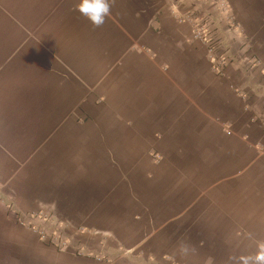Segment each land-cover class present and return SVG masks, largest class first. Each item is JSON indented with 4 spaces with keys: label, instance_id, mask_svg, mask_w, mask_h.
Returning <instances> with one entry per match:
<instances>
[{
    "label": "crops",
    "instance_id": "1",
    "mask_svg": "<svg viewBox=\"0 0 264 264\" xmlns=\"http://www.w3.org/2000/svg\"><path fill=\"white\" fill-rule=\"evenodd\" d=\"M217 1L222 76L193 0H0V264H264V0Z\"/></svg>",
    "mask_w": 264,
    "mask_h": 264
},
{
    "label": "rangeland",
    "instance_id": "2",
    "mask_svg": "<svg viewBox=\"0 0 264 264\" xmlns=\"http://www.w3.org/2000/svg\"><path fill=\"white\" fill-rule=\"evenodd\" d=\"M180 5H184L183 3L186 0H178ZM194 2V10L188 13H182V8H180L178 16L181 20H187L192 26L193 30L196 28L197 30H201L206 33L209 38L212 39L214 44L217 45V31L216 22L218 21L217 16L225 15V13L219 12V8L217 6V0H193ZM183 6V7H184ZM218 16V17H219ZM220 16V17H221ZM219 51V50H218ZM217 51V53H218Z\"/></svg>",
    "mask_w": 264,
    "mask_h": 264
},
{
    "label": "built area",
    "instance_id": "3",
    "mask_svg": "<svg viewBox=\"0 0 264 264\" xmlns=\"http://www.w3.org/2000/svg\"><path fill=\"white\" fill-rule=\"evenodd\" d=\"M194 37L196 40H200L205 43L209 50V59L212 63V70L216 72L219 76L223 75V72L227 66V61L223 56H218L217 51L219 50L218 47L214 44L212 39H210L206 33L202 32L201 30H197L194 28ZM38 236L42 240H46L50 237L47 231H35ZM54 239V237H52ZM67 242L63 241L62 239H58V247L65 248L67 246Z\"/></svg>",
    "mask_w": 264,
    "mask_h": 264
},
{
    "label": "clouds",
    "instance_id": "4",
    "mask_svg": "<svg viewBox=\"0 0 264 264\" xmlns=\"http://www.w3.org/2000/svg\"><path fill=\"white\" fill-rule=\"evenodd\" d=\"M77 10L97 27L103 24L110 11L107 0H79Z\"/></svg>",
    "mask_w": 264,
    "mask_h": 264
}]
</instances>
